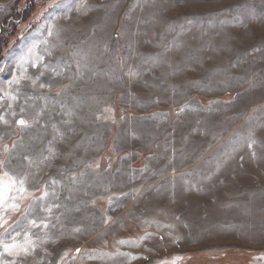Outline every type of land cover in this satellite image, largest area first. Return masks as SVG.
<instances>
[{
	"label": "rangeland",
	"instance_id": "obj_1",
	"mask_svg": "<svg viewBox=\"0 0 264 264\" xmlns=\"http://www.w3.org/2000/svg\"><path fill=\"white\" fill-rule=\"evenodd\" d=\"M5 32L0 160L16 148L25 127L17 121L28 124L16 113L14 84L56 83L58 68L68 71L74 53L84 51L94 73L106 65L114 72V120L95 162L102 167L111 155L126 103L133 106L125 112L167 111L146 128L158 131L161 122L163 134L154 142H162L160 159L184 155L191 167L171 173L166 186H150L126 206L119 203L127 213L122 216L116 215L119 204L106 208L100 199L79 233L59 232L66 219L44 213L40 206L49 203L34 199L44 185H32L20 210L7 213L8 223L19 221V227L4 236L29 254L10 256L0 245V261L264 264V0H0L3 38ZM128 93L134 99L122 98ZM7 170L12 173L10 165ZM36 201L39 207L27 211Z\"/></svg>",
	"mask_w": 264,
	"mask_h": 264
},
{
	"label": "crops",
	"instance_id": "obj_2",
	"mask_svg": "<svg viewBox=\"0 0 264 264\" xmlns=\"http://www.w3.org/2000/svg\"><path fill=\"white\" fill-rule=\"evenodd\" d=\"M82 54L74 53L77 60L68 71L63 66L58 68L56 83L47 81L45 86L34 82L24 87L18 86L22 83L14 84L16 113L24 115L28 124L18 132L16 148L10 153L11 175L25 178L27 190L32 185H44L48 195L41 201L49 205L40 209L51 217L56 211V217L66 219L59 232L69 234L79 233V224L85 223L88 212L100 199L106 208L123 202L126 206L143 189L166 186L171 173L191 167L184 155L180 161L174 157L160 159L162 142H154L163 134L161 122L158 131L151 130V126L150 130L146 128L147 122L168 117L167 111L137 107L134 114L125 112L123 108L133 106L126 103L119 115V129L111 140V155L102 167L95 162L110 132L108 124L111 126L114 120V96H109L114 72L106 65L94 73L92 56L84 51ZM55 88L57 93H52ZM131 95L134 96L122 94V98L130 99ZM151 146L154 151L148 154ZM125 149L128 151L124 152ZM116 153L121 156L118 164L113 165ZM141 160L144 165H135ZM154 160L157 165L152 164ZM125 206L117 205L116 215L127 214ZM37 207L36 201L27 211ZM106 222L111 228L114 220Z\"/></svg>",
	"mask_w": 264,
	"mask_h": 264
},
{
	"label": "snow or ice",
	"instance_id": "obj_3",
	"mask_svg": "<svg viewBox=\"0 0 264 264\" xmlns=\"http://www.w3.org/2000/svg\"><path fill=\"white\" fill-rule=\"evenodd\" d=\"M3 119L4 118L0 116V120ZM6 122L7 121H5V123ZM17 124L26 126V121L20 119L17 121ZM5 151H8V149L5 148ZM10 163L11 157L0 160V170H2V174H0V229H3V232H0V245L3 246L4 251L10 256H19L21 253H23L24 255H28V247L19 245L15 242L11 244L4 242V236L9 234L11 231H15V229L19 227V221H17L15 224L8 223L7 213L9 211L16 212L20 210L19 201L25 198L24 194L27 192V189L25 187V178L13 176L7 170ZM47 195L48 192L45 189L41 197L34 199H43ZM29 224L33 227L37 226L35 220H30ZM46 226L47 225H45V227ZM18 235H20V233L16 232V236ZM12 240L15 241V236H12ZM28 243L31 244V241H29ZM120 243H124V241H121ZM0 264H5V262L0 261ZM7 264H15V262L10 261L7 262Z\"/></svg>",
	"mask_w": 264,
	"mask_h": 264
},
{
	"label": "trees",
	"instance_id": "obj_4",
	"mask_svg": "<svg viewBox=\"0 0 264 264\" xmlns=\"http://www.w3.org/2000/svg\"><path fill=\"white\" fill-rule=\"evenodd\" d=\"M12 13H13V16H12V18L11 19H15V18H17V15H16V9H12ZM26 14H27V10H24L23 11V17L22 18H24L25 16H26ZM3 35H4V38L2 37V34L0 33V40H1V44H5L6 43V36L8 35H6V32L5 33H3Z\"/></svg>",
	"mask_w": 264,
	"mask_h": 264
}]
</instances>
